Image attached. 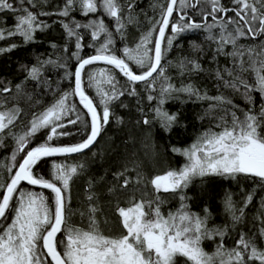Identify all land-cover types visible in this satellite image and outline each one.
Instances as JSON below:
<instances>
[{
  "label": "snow or ice",
  "instance_id": "snow-or-ice-1",
  "mask_svg": "<svg viewBox=\"0 0 264 264\" xmlns=\"http://www.w3.org/2000/svg\"><path fill=\"white\" fill-rule=\"evenodd\" d=\"M137 3L138 0H62L45 10L52 0H0V14H12L14 18L11 27L0 26V41L18 36L27 45L36 42L37 32H45L53 24L63 29L64 45L50 42L49 46L68 56L37 57L32 65L21 64L18 70L26 74L25 79L48 85L44 72L51 65L64 69V78L74 80L70 91L59 93L53 103L32 113L22 126L18 124L22 110L15 104L9 106L15 99L8 95L13 86L0 80L4 84L0 87V146L7 138L14 143L12 163L6 168L9 175L0 182V264H181V260L182 264H264V248L257 244V238L264 242V195L251 213L249 232L243 230L249 219L247 209L257 191L264 192V0H166V6L153 3V10H160V19L140 33L134 46H129V25L137 29L140 26L135 14ZM188 10H193L200 20H195ZM174 11L178 16L173 20ZM76 12L90 18L78 20L72 15ZM42 17L58 19L50 24ZM3 24L5 17L0 15V25ZM169 27L170 34L166 36ZM190 31L203 33L201 43L190 42L192 52L201 56H183L175 63L166 60L174 41ZM86 35L90 36L87 45ZM117 38L124 42L122 49L116 48ZM69 45L74 50L69 51ZM18 46L12 43L0 47V56ZM85 47L93 48L95 54L81 56ZM209 50V64L213 66L206 68L201 57ZM221 57L226 64L220 63ZM73 59L74 72L68 70V60ZM97 62L111 67L89 71L86 83V67ZM168 69L176 70L181 78L179 85L173 82ZM117 70L123 82L117 78ZM201 73L215 81L216 95H210L192 79ZM137 84L150 104L156 101L151 109L153 120L165 132L176 124L178 113H169L163 106L181 96L207 102L200 119L210 118L209 127L189 146L171 148L184 157L179 168H169L149 178L137 159H126L112 174L115 183L108 193L117 198L116 214L122 229L118 235L101 231L96 218L99 209L92 203L96 194L91 191V182L86 197L89 207L86 213H79L86 216L87 226L71 225L70 216L75 213L69 207L70 182L84 165L52 160L50 179L38 173L36 167L45 158L68 157L89 149L110 121V106L125 95L139 97ZM86 87L94 89L96 96L90 97ZM14 88L17 96L24 93L22 84ZM254 94L259 95L258 104ZM233 96L242 97L248 107L236 104ZM71 97H78L86 111L69 103ZM121 106L127 107L123 103ZM138 111L143 113V108ZM153 120L144 116L136 123L151 125ZM78 123L87 129L83 140L75 144L54 142L72 135L66 129ZM117 123H123V119L117 117ZM43 130H47L45 141L29 148ZM130 172L134 175L129 176ZM210 176L231 180L244 176L254 185L247 192L241 189L239 200L231 192L226 193L222 204L226 220L212 226L210 210L205 206L203 214L192 211L185 194L193 180ZM22 182L50 190L51 203L43 191L22 188ZM126 190L128 206L122 207L118 193ZM177 196L179 207L162 211L168 200ZM237 233L234 246H226L225 239ZM206 240L215 242L212 253L203 247Z\"/></svg>",
  "mask_w": 264,
  "mask_h": 264
},
{
  "label": "trees",
  "instance_id": "trees-1",
  "mask_svg": "<svg viewBox=\"0 0 264 264\" xmlns=\"http://www.w3.org/2000/svg\"><path fill=\"white\" fill-rule=\"evenodd\" d=\"M62 0H52V4L47 6L45 10H51L54 4L60 3ZM160 3L166 6V0H138L135 8V14L140 22L139 29L135 25H129L127 29V41L129 46H134V43L138 40L142 31H147L151 28L152 23L155 20L160 19V10L156 8L153 10V3ZM228 3V0H224ZM35 11V9H34ZM189 14L197 21L200 20L199 16L195 15L193 10H188ZM5 17V24L0 25L2 27H11L14 22L12 14L4 13L0 14ZM73 16L78 20L86 21L89 18L83 17L78 12L73 13ZM232 15V13H229ZM178 13L174 11L173 20L176 19ZM48 23H52V20L58 19L57 17H42ZM111 24V21H108ZM158 27V26H157ZM170 34V27L166 30V36ZM155 35V34H154ZM203 40V33L201 31H190L183 33L180 37L174 41L173 48L167 52L166 60L175 63L179 58L183 56L196 55L201 56L200 53H193L191 49V41L201 43ZM55 42L57 45L63 46L65 43V36L63 29L60 25L53 24L52 27L45 32H37L36 42L32 44L24 45L22 38L12 37L7 40L0 41V47H6L12 43L19 45L11 53H5L0 56V80H3L5 84L11 82L13 86V92L8 94L15 99L10 100L9 106L15 104L22 110V115L18 121L19 125L26 124L31 118L32 113L41 112L44 108L49 106L57 98L58 94L64 91H70L72 89V78H64V69L56 68L54 66H47L44 72V78L48 79V85L38 83L36 81L26 80L25 73L19 71L21 64L32 65L36 62V58L42 59H56L57 56L67 57L68 53L62 51L57 52L52 49L49 44ZM84 43L87 45L90 43V36H85ZM124 42L119 41L117 38V49H122ZM74 50L69 45V51ZM91 53H95L93 48L85 47L81 52V56H85ZM117 55H121L117 51ZM211 57V51H207L206 55L201 57V63L207 68L213 65L209 64ZM75 60H68V70L72 71ZM221 64H226L227 61L223 57L220 58ZM111 67L106 66L103 62H97L96 64L87 66L85 69V82L87 83V73L91 70L98 68ZM134 70L135 67L133 66ZM168 74L173 77V82L179 85L181 78L177 75L175 69H168ZM117 78L123 82L124 78L118 73ZM195 83L201 88L206 89L210 95H216L217 89L214 84L215 81L205 74L201 73L198 76L192 77ZM16 84H22L24 93L17 96L14 86ZM4 84H0L3 87ZM137 90L140 92L139 97L123 96L120 100L115 101L110 107L112 116L106 127L102 130L97 141L82 153L71 154L68 157H53L45 158L36 167V171L42 174L45 178H51V162L56 160L57 162H65L67 164H82L83 169L73 177L70 182L69 195L71 197L70 209L74 215L70 216V224L77 227H86L87 218L81 217L80 212H87L89 202L87 200V194L89 191V183L91 182L93 191L96 194V199L92 202L98 207L96 218L99 222V227L105 235L120 233L121 225L118 221L116 214L117 198L108 193V188L115 183L113 179V173L122 167V164L126 159H137L140 162L141 170L149 178L156 174H160L168 170L169 168H179L184 163V157L179 156L171 151L172 147L185 148L189 146L195 138L210 124V118L200 119L204 110L207 108V102H193L187 100L186 97L181 96L179 100H169L163 106L169 113H178L177 122L172 127L170 132H165L159 125V123L153 120L154 113L151 109L156 105V101H152L151 104L146 99V93L141 89V85L137 84ZM87 94L90 97H95L96 93L94 89L86 87ZM154 95L156 93H153ZM256 96V102L259 103V95ZM234 102L241 105L242 108H247L248 105L244 102L242 97L233 96ZM140 101L139 104L137 101ZM69 103H76L78 109L81 112L85 110L79 105L76 97H71ZM121 103L127 105L122 107ZM143 108V113L138 111L139 108ZM146 116L149 120H153L151 125H144L142 122L137 124L136 121L142 120ZM117 117L123 119V123H117ZM87 119V118H86ZM18 127L16 131H19ZM70 131L72 135L62 136L58 141H54L59 144H72L82 140L87 132V129L83 124L69 125L66 129ZM47 130H43L36 135V137L29 144V148L43 143L46 139ZM14 143L11 138H7L4 141V146H0V182L6 180L8 172L7 166L12 163L11 154ZM135 153V157L132 153ZM22 155V154H20ZM19 155L17 159L19 160ZM129 176H133L134 173H128ZM103 177V179H101ZM253 181L244 176L237 177L236 180L224 179L222 177L210 176L205 177L202 180L197 178L193 180L191 185L185 190V194L189 198L187 203L192 211L203 214V209L206 206L211 214H214L218 208L222 207L223 198L226 193L231 192L233 198L239 200L243 195L241 189L245 192L250 191L253 188ZM22 188L31 189L32 191H43L44 195L49 198L51 203L52 193L47 189H40L38 186H29L26 182H22ZM129 185V188H132ZM150 190V189H149ZM137 199L140 194L137 193ZM264 192L257 191L252 205L249 206L247 212L249 214L248 223L243 226L245 232H249L250 216L255 210L257 201ZM127 190L124 193H118L119 203L122 207H127ZM180 201L178 196L168 200V203L164 205L162 211L167 213L169 210H175L179 207ZM226 220V219H225ZM225 220L215 222L213 219L209 221V226L216 224H223ZM107 221V223H105ZM239 230V229H238ZM254 231V229H253ZM62 236L58 234V237ZM235 239H238L237 235L232 239H225V245L228 247L234 246ZM257 244L259 247L264 248V242L257 238ZM215 246L213 241H204L203 247L205 251L211 252Z\"/></svg>",
  "mask_w": 264,
  "mask_h": 264
},
{
  "label": "rangeland",
  "instance_id": "rangeland-1",
  "mask_svg": "<svg viewBox=\"0 0 264 264\" xmlns=\"http://www.w3.org/2000/svg\"><path fill=\"white\" fill-rule=\"evenodd\" d=\"M162 174V173H160ZM176 210V209H175ZM175 210H172V211H175ZM212 216V219L215 221V222H219V221H224L226 219L224 213H223V208H218L217 211L214 213V214H211ZM214 251V246H213V250L210 252L212 253ZM181 264H182V260H181Z\"/></svg>",
  "mask_w": 264,
  "mask_h": 264
},
{
  "label": "water",
  "instance_id": "water-1",
  "mask_svg": "<svg viewBox=\"0 0 264 264\" xmlns=\"http://www.w3.org/2000/svg\"><path fill=\"white\" fill-rule=\"evenodd\" d=\"M93 54H95V53H91V54H88V55H85V56H83V57H87V56H90V55H93ZM75 66H76V61H75V63H74V65H73V69H72V71L74 72V70H75ZM71 84H72V88L74 87V80L72 79V81H71ZM77 98V100H78V97H76ZM86 111V110H85ZM85 138V137H84ZM83 138V139H84ZM82 139V140H83ZM81 141V140H80ZM80 141H78V142H80ZM78 142H75V143H78ZM75 143H72V144H75Z\"/></svg>",
  "mask_w": 264,
  "mask_h": 264
},
{
  "label": "flooded vegetation",
  "instance_id": "flooded-vegetation-1",
  "mask_svg": "<svg viewBox=\"0 0 264 264\" xmlns=\"http://www.w3.org/2000/svg\"><path fill=\"white\" fill-rule=\"evenodd\" d=\"M111 235H116V234H111Z\"/></svg>",
  "mask_w": 264,
  "mask_h": 264
}]
</instances>
